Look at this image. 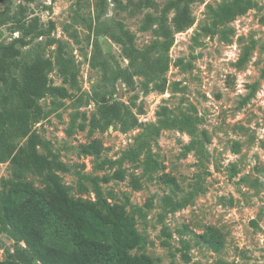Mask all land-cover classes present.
<instances>
[{
  "label": "rangeland",
  "instance_id": "1",
  "mask_svg": "<svg viewBox=\"0 0 264 264\" xmlns=\"http://www.w3.org/2000/svg\"><path fill=\"white\" fill-rule=\"evenodd\" d=\"M166 1L155 0V10L138 0H0V13L22 5L21 17H36L43 31L19 46V65L50 58L48 77L69 93L38 99L37 149L55 152L69 167L58 173L70 196L125 206L141 236L131 254L157 264H264V0H251L231 20L218 12L232 0H197L193 23L173 33L167 50H150L163 38L145 15L158 14ZM126 33L138 68L119 40ZM20 35L13 19L0 22V46ZM58 42L69 60L67 82L56 63ZM20 71L13 67L11 78ZM107 100L123 111L104 126L97 110ZM93 140L100 152L83 153L81 145ZM2 179L43 185L9 160H0V188ZM209 226L223 233V248L202 240ZM16 245L0 232V260L14 258Z\"/></svg>",
  "mask_w": 264,
  "mask_h": 264
},
{
  "label": "trees",
  "instance_id": "2",
  "mask_svg": "<svg viewBox=\"0 0 264 264\" xmlns=\"http://www.w3.org/2000/svg\"><path fill=\"white\" fill-rule=\"evenodd\" d=\"M196 1L168 0L158 14L145 15V25H154L157 36L163 38L157 39L150 50H167L173 33L193 23L191 4ZM97 3L102 6L105 0ZM138 6L157 9L155 0H138ZM250 7L251 0H232L218 14L231 20ZM24 10L20 5L17 13H0L1 23L13 19L21 31L12 42L0 46V84L4 85L0 95V160H9L20 172L41 176L43 185L38 187L28 180H1L0 232L11 234L17 245L14 258L0 260V264H157L149 255L130 253L140 244L141 236L123 204L70 196L58 173L69 167L55 152L38 151L41 140L32 129L43 116L38 99L45 95L66 97L69 93L65 86L53 84L48 77L53 66L50 58L38 55L19 65V46L43 34L37 29L36 17L28 22L21 17L25 16ZM169 12H172L170 24ZM123 36L119 40L124 44L129 63L138 68L133 36L129 33ZM56 63H60L67 82L69 60L64 57L60 42ZM91 65L95 66L94 62ZM154 65L156 69V61ZM13 67H20V78H11ZM165 67L166 63L160 64L159 71ZM75 79L76 72L71 71L69 81ZM97 111L104 126H108L121 118L123 109L118 102L107 100L100 102ZM22 138H25L24 144L20 143ZM100 147V142L93 140L82 144L81 151L97 155ZM132 183L135 189L141 187L135 177ZM201 238L213 250L224 246V235L218 228L209 226ZM221 264L230 263L222 261Z\"/></svg>",
  "mask_w": 264,
  "mask_h": 264
}]
</instances>
